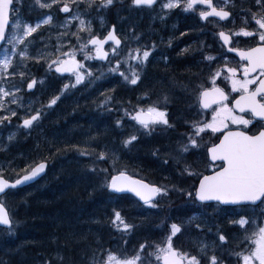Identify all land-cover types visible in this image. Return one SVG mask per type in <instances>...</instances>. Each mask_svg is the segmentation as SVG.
I'll return each instance as SVG.
<instances>
[{
    "label": "snow or ice",
    "instance_id": "snow-or-ice-1",
    "mask_svg": "<svg viewBox=\"0 0 264 264\" xmlns=\"http://www.w3.org/2000/svg\"><path fill=\"white\" fill-rule=\"evenodd\" d=\"M18 2L22 3V0H0V51H2L0 112L7 113L0 115V126L7 128L11 125L13 117L19 118L18 109L24 108V104L23 97L18 96L17 93L23 91V85L26 83L27 90L30 92L38 83L35 78H28L27 62L34 61L39 64L43 61L47 65L48 72L60 74L61 77L65 73L69 74V82L64 83L59 94L54 95L45 106L49 109L57 105L61 97L70 90L77 89L81 85L95 86L97 81L105 77L104 72L95 75L86 68L85 64L77 59L78 54L82 55L84 60L106 61L108 74L118 76L125 84L139 87L143 83L149 57L155 51L154 44L151 50L146 46L144 49L129 48L126 57L116 59L113 64L109 59L110 53L104 50V46L111 41L112 57L119 54L121 40L116 35L115 26L101 38L93 33L91 22L86 23L79 15L72 14L73 8L79 12L82 6L85 14L91 10L97 13L104 10L110 11L121 0H51L50 4L35 0L40 8L58 5L60 12L68 14L65 22L59 25L64 30L58 33L54 53L48 55L38 51L36 44L44 39L39 34L42 25H51L53 17L48 15L34 25L22 21L17 7ZM130 3L136 8H153L158 0H130ZM254 6L257 11L249 10L239 30H234L235 21L233 20L230 21L233 23V29L218 32V37L227 48V52L235 53L239 59L231 63L225 55L219 58L206 55L204 59L210 62L222 59V66L211 72L209 79L196 85L195 88L184 86L185 91L190 95L195 94L197 116L203 114L205 118L183 120L187 130L179 133L174 154L169 153L163 163L168 164L169 159H172L182 177L192 178L196 182L187 189L176 185L171 187L154 185L133 179L124 171L112 175L108 169H100V172L105 174L106 189L111 193H132L149 209H159L160 201L168 197L172 191L179 192L191 203H199L206 208L214 207L220 213L226 211L220 206L252 207L253 210L261 208V212L254 220L246 219L243 214L237 213L240 218L229 221L230 224L239 225L244 229V240L248 242L246 251L232 253L237 258V264H264V0H255ZM160 7L168 10L182 8L185 12L198 14L200 20L210 23L212 22L210 18H218L215 21L217 26L220 21H228L229 17L234 15L231 10L234 7L231 0H222L220 6L213 0H167L166 3H161ZM74 20H78L79 24L76 26L77 30L72 32L70 26ZM81 33H86L87 37H82ZM66 37H75L79 47L73 45L71 40L68 44H64L63 40ZM240 37L250 38L252 44L246 48L239 47L238 38ZM89 45L92 47L89 48ZM44 47L47 48L48 44L45 43ZM65 47L67 51H64ZM17 57L19 60L16 59ZM222 74L224 87L218 84ZM17 78H19V84L16 82ZM111 91L114 92L115 89ZM101 95L104 99L98 107L110 112L112 109L108 105L112 103L114 97L103 92ZM139 99L143 102L134 106L131 112L125 109V115L139 126L140 131L151 136L157 130H177V124L172 121L168 110L170 103L168 94L163 96L162 103L160 100L148 103L147 101H151V96L147 91ZM11 105H16L17 108H12ZM25 111L28 115L17 127L18 131L24 129L30 133L40 126L46 113L35 109L34 114H31V108H25ZM208 115L210 119L207 118ZM122 125V120L116 121V127H122ZM205 136L211 138L209 143L203 145L205 167L202 171H198L193 163L188 162V157L201 148ZM16 138L17 132H11L7 138L9 144ZM138 139L137 135H130L122 141V144L128 147ZM6 151V147L0 146V152ZM61 151L64 149L57 148V153ZM158 153L159 149L153 154ZM80 154L89 153L81 152ZM110 158L114 159L115 154L101 151L96 156L98 161H106ZM48 159L43 157L39 160H31L19 171L12 167L11 160L6 166L0 164V194L7 195V190L17 189L19 186L35 181L46 172ZM8 171L15 174L14 181L7 176ZM90 171L96 173L97 169L92 167ZM209 202H215V204ZM114 217L112 223L117 225L118 230L128 232L136 227L127 223L119 211L115 212ZM204 225L205 222L198 220L195 216L188 219V227L194 226L203 231ZM246 225L252 226L253 230L250 234L248 228H245ZM15 226L5 204L0 202V231L10 235ZM184 227L185 225L177 223L166 225L168 234L162 243L141 244L131 257L120 258L111 250L107 251L106 256L100 253L98 257L97 252L93 251L90 256L86 254L87 258L81 260L79 264H204L205 261L207 264H224V261L215 254V241H213L211 255L207 251L208 245L202 241L197 242L198 255L175 247L173 238L177 237V234H183ZM208 231L211 232L212 228L209 227ZM216 234L220 242H225L226 238L220 233L219 228ZM72 236L75 234L73 233ZM148 247H151L153 251L147 252ZM55 260L57 264H78L74 256L66 257L59 251ZM0 264H4V261L0 260Z\"/></svg>",
    "mask_w": 264,
    "mask_h": 264
},
{
    "label": "trees",
    "instance_id": "trees-1",
    "mask_svg": "<svg viewBox=\"0 0 264 264\" xmlns=\"http://www.w3.org/2000/svg\"><path fill=\"white\" fill-rule=\"evenodd\" d=\"M133 9L130 0H121L110 11H105V14L111 24L130 25ZM190 30L195 32L193 37L182 35L184 31ZM218 31L217 25L213 22L202 23L196 13H181L179 32L174 33L176 43L171 46L159 45L157 50L162 62L152 70L146 67L143 83L139 87L125 84L118 76L107 74L106 77L97 81L95 86L85 87L82 85L65 93L64 98L72 103L70 109H60L59 104L64 102L61 98L56 105V110L47 116L46 121H49L47 126L51 129L52 137L55 138V145L51 148H37V153L41 155V159L49 158L48 173L36 184L20 193L13 192L6 199L10 205L15 196L24 193V198L21 196L18 198L25 199L22 206L27 208L26 220L34 221V225L39 223L48 230L52 227L57 228V237L61 242L67 244L65 251L61 247V254L68 257L67 252L85 254L86 251H91V253L96 251L99 257L100 253L106 256L107 251L111 250L120 258L131 257L141 244L162 243L168 234L166 225L177 223L183 224L185 227L182 230L183 234L173 238L175 247L198 255L197 242L202 241L208 245L207 251L211 255L213 241H215V254L224 261V264H237V258L232 253L246 251L248 242L244 240V229L239 225L230 224L229 221L239 219L240 216L237 213L243 214L246 219L254 220L261 212V208L255 210L248 207L225 208L226 211L220 213L214 207L206 208L197 203H191L179 192L172 191L168 197L160 201L159 209H149L138 204L131 196H117L111 193L104 187L105 174L100 172V169H108L112 175H116L119 171H126L130 175L150 183H159L153 180L148 171V166L158 167L160 161H162L160 165H169L163 163L162 153L153 154L157 150L155 145L150 146L152 141L158 140V135L153 134L151 139H146L145 134L139 130L135 122L125 115V109L131 112L134 106L143 102L137 99V96L141 94V98L146 91L151 96V101H147L148 103L157 100L162 103V96L168 94L170 117L174 123H177V130L180 133L185 132L187 129L183 125V120L200 119L202 115L197 116L195 94L190 95L185 91L184 86L195 88L196 85L209 79L213 68L204 57L211 55L208 44L212 38L217 40ZM168 34L170 33L168 32ZM180 34L182 37H179ZM144 37L142 46H145L148 41V38ZM198 39L204 44V47L200 51L197 48L198 52H195V47L191 45ZM191 63H194L195 66H192ZM196 63H199L198 66ZM160 73L162 74L161 86L156 83L149 84L151 80L155 82L160 79ZM197 81L199 84H196ZM175 85L180 90L172 89ZM111 89H115V91L112 92ZM102 92L114 97L112 103L108 105L112 109L110 112L98 107L104 99V96L101 95ZM136 93H138L137 96ZM178 95L180 96L177 97ZM182 95L183 99H180ZM188 96H191L189 101ZM188 103H192L190 104L193 106L192 109ZM117 120L123 121L122 127H116ZM111 133H115V137ZM163 133L169 142L172 130L163 131ZM130 135H137L139 139L132 145L124 147L122 141ZM141 137L147 141H142V143L145 142L140 153L142 158L136 159L140 162H135V158L132 159L134 155L130 158L131 152H137V148L141 144ZM146 142H150L149 146ZM26 145L24 142H20L18 147L22 158L27 156L28 151L33 153L30 149L32 147H25ZM57 148L64 149V151L57 153ZM161 149L162 147L159 150ZM101 151L114 153L115 158L106 161L96 160L97 154ZM118 151L126 155H120ZM81 152L89 154L81 155ZM138 165L143 171L134 169V166ZM92 167L97 169L96 173L90 171ZM196 170L200 171L198 168ZM10 178L15 179L16 176ZM182 178L186 179V182L189 180L193 183L196 182L192 178ZM181 185L184 187L186 184ZM171 186L169 185V187ZM171 199L173 200L171 201ZM12 205L14 206L15 202ZM19 211V208L15 209L16 217ZM116 211L121 213L127 223L136 227L128 232L118 230L117 225L112 223ZM195 215L207 223L204 225L203 231H199L194 226H187L189 217ZM209 227L212 228L211 232L208 231ZM217 228L225 236V242L219 241L216 234ZM245 228H248L249 234L253 230L249 225H246ZM31 229L25 226L20 227L17 224L16 231L10 235L0 231V260L4 261V264H21L23 256L24 262H26L25 259L29 261L28 264H46V262L57 264L35 246L36 241L38 242L36 236L39 234L33 231V228ZM189 229L192 238L182 243ZM73 233L75 236H72ZM50 234L56 240V236ZM11 237L13 239L8 241ZM81 237H86V239H81ZM179 238L182 239L177 241ZM146 251L151 252L153 249L148 247ZM54 255L56 256L52 253V256ZM84 256L86 257V255ZM204 264L207 262L205 261Z\"/></svg>",
    "mask_w": 264,
    "mask_h": 264
},
{
    "label": "rangeland",
    "instance_id": "rangeland-1",
    "mask_svg": "<svg viewBox=\"0 0 264 264\" xmlns=\"http://www.w3.org/2000/svg\"><path fill=\"white\" fill-rule=\"evenodd\" d=\"M215 1H217L218 6H220L222 3V0H215ZM42 2L50 4L51 0H42ZM166 2H167V0H163V2H161V3H166ZM231 2L234 5V7H232L231 10H232V12L236 13L231 21H233V20L235 21V29L234 30H239V27L243 26L244 17H246L249 10L256 11V9H255L256 7L254 6L255 0H231ZM17 7L19 10V15H20L21 20L26 21L28 23H31L33 25L37 21H41V20L45 19L48 15H51L53 17V21H52L51 25H42L41 29L39 30V34L42 35L44 37V39L39 41L36 44V49L38 51H43V52H45L46 55L53 54L54 53V46L57 44L58 33L64 30V29L60 28L59 25L65 22V18L67 15L63 16V18H61L60 14H59V6L58 5H52L51 8H40L39 5H37L35 3V0H22V3L21 2L17 3ZM180 9H182V8H180ZM176 10H178V9H172V10L162 9L160 7V5L158 7H156L151 12H144L142 10L141 12H139V13H141L140 14V20L137 19L138 21H140L139 22L140 24H138V25H141L144 22L146 15L150 16L149 22L159 21L161 23H164L172 16V13ZM105 11H107V10H104L101 13H97L95 10H91L89 13L85 14L83 11V6H82L79 12H77L76 9L74 8V11L72 14L73 15H79L81 19H84L86 21V23L91 22V28L93 30V33L96 35L102 36L105 34V32L109 31V27L111 26V22L107 19ZM179 12H185V11H183V9H182V10H179ZM188 13H191V12H188ZM13 15H16V13H13ZM131 16H132L131 17L132 20L137 18L136 16H133V15H131ZM162 17H163V19H162ZM78 24H79L78 20L72 21V25L70 26L72 32H75L77 30L76 26ZM137 27H138L137 25H135V27H134L131 24L130 25H120L118 27H115L118 34L122 38L124 37L125 44H124V47L121 50H119V54L116 57L111 58V61L113 64H115L116 59L125 58L126 53H127L129 48L135 49L136 48V46H135L136 42L143 41V37L137 35V30L135 29ZM225 28H226V31H228L229 29H233V23L232 22L227 23ZM164 30H166V29H164ZM185 34H186V36H189V37L192 36L193 37L195 35V32H193L191 30L190 31H184L183 35H185ZM34 35H37V34H34ZM80 35L82 37H85V38L87 37L86 33H81ZM49 37H51V39H49ZM137 37H139L138 40H137ZM69 38H72V37H69ZM199 40L200 39L196 40L197 42H195L191 45V46L195 47L194 48L195 52L196 51L198 52V49H199V51L202 50L204 47V44L202 42H200ZM164 41H166V42H164ZM67 42L68 41H67V37H66V38H64L63 43L68 44ZM162 42L164 43V45H168L171 43V40L170 39L167 40V38H164V39H162ZM217 42L218 41H216L215 39L212 38V40L209 42L208 46L214 47V46H216ZM45 43L48 44L47 48L44 47ZM201 43H202V45H201ZM147 45H150V44H147ZM75 46L79 47L77 44ZM89 48H91V47L89 46ZM148 49L151 50V46H149ZM67 50H68L67 47H65L64 51H67ZM93 54H94V52H93ZM155 54H156V52H155ZM0 58H2V51H0ZM16 59L19 60V57H17ZM77 59L84 61L86 68H89L95 75H99L101 72H104L105 77L107 76V74H108L107 65L104 67V66H100L99 64H96L95 60H84L83 56L80 54L77 55ZM151 59H152V56L149 57V63L150 64H149L148 68L153 64L150 68L152 70L153 67L159 66L161 62L158 60H153L150 62ZM196 62H199V60H196ZM230 62H232V61H230ZM27 63L29 65V67H28V78H35L38 81V83H37L36 87L34 89H32L30 92L27 90L26 83L23 85V91L20 93H17L18 96L23 97V104H24V108L18 109V117L19 118L13 117L11 125L8 126L7 128L0 126V146L6 147L8 152L11 151L8 154L0 152V164H4L5 166L7 165L6 161H2V159H4V158L13 159L16 161V164L15 165L12 164V167L15 168L17 171H19V169L21 167H23L25 163L30 162L31 160L41 159V155L37 153V150H38L37 146H36L37 144L33 145V147L30 148V149H32L33 153H29V151H28V153H26L27 156H23V158H22V156H20L21 153L18 150V145L20 144V142H24V145H26L27 141H30L32 138H34V136H39V138H42L40 141H42V140H44L43 135L51 134V129H49V127L47 126L49 121L48 122L46 120L44 121V118L47 117L48 115H50L53 112V109L46 108L45 106L47 105L48 101L50 100V96H48L46 98L47 91L53 85V83L56 79H54L53 75L51 74L52 79L50 80V78L45 75V74H49V73H48V71H45L44 68L42 69V71L38 72V69L33 67L31 62H27ZM41 63H44V62L41 61ZM210 63H211L210 64L211 67L212 66L215 68L219 67L218 65L215 64V62H213V65H212V62H210ZM191 64H192V66H195L194 63H191ZM196 64L198 66L199 63H196ZM193 68H195V67H193ZM161 75L162 74L160 73V79H158L155 82H153L151 80L149 82V84L156 83V85L161 86V84H162ZM222 76H223V74H222ZM223 78H224V76H223ZM73 80H74V78H73ZM39 81H43V83H39ZM16 82H17V84H19V78H17ZM196 84H199V82L197 81ZM78 87H80V86H78ZM165 89H166V87H165ZM172 89L180 90L177 87V85H175ZM137 95H138V93H136V96ZM160 95L162 96V94H160ZM51 96L53 97V95H51ZM140 96H141V94L137 96V99H139ZM179 96L180 95H178L177 97H179ZM190 97L191 96H188V101H189ZM162 98H163V96H162ZM180 99H183V95L180 97ZM190 104H192V103H188V106H190ZM7 106L8 105H6V107ZM11 107L17 108L16 105H11ZM25 108H31L32 109L31 114H34L35 109H40L46 113L40 122V126L34 128L30 133L24 129H20L18 131V127H17L18 125L22 124L23 118H26V116L28 115V113L25 111ZM61 108L62 107H60V109ZM192 108H193V106L191 105L190 109H192ZM6 114L7 113L0 112V115H6ZM201 115L202 116H200V119H204L205 118L204 115L203 114H201ZM207 118L210 119V115H208ZM11 132H17V138L14 142L9 144L7 138ZM179 133H180L179 130L172 131L171 137L169 138V142H168L163 131L157 130L153 134L158 135V140L152 141L151 144H150V142L149 143L146 142V144H147V146H149V144H150V146L155 145L154 147L157 149H160L162 147V149L159 150V153L163 154L162 155L163 156L162 160H163V159L168 158L169 153L174 154V149L176 146L175 142L179 138ZM151 136L145 135V138L149 140V139H151ZM20 137H22V139H20ZM145 138L141 137L140 143H142L143 140H146ZM210 138H211L210 136H205L204 141L202 142L201 148L195 154L190 155L188 157V162L193 163L195 165L196 169L198 168L200 171H202L205 167L203 145L209 143ZM24 139H25V141H24ZM27 146H29V145H26L25 147H27ZM21 162L23 165L21 164ZM161 163H162V161H160V163H158L159 164L158 167L148 166V168H149L148 171H149L151 177H153V180L159 182L158 184H155V185H165V186L176 185V186L182 187L181 184H186L187 186L185 185L183 188L187 189L193 184L192 181L189 180L188 182H186L185 181L186 179L184 180V178L181 177V175L178 171V167L173 162L172 159H169V162H168L169 165H167V166L160 165ZM155 164H157V163L155 162ZM134 169L143 171V169L139 165L134 166ZM124 172L127 173L126 171H124ZM127 174L129 176H131L132 178H136V177L130 175L129 173H127ZM164 174H166V175H164ZM14 175L15 174L12 173L11 171L7 172V176L9 178L11 176H14ZM164 177H165V179H164ZM10 179H12V178H10ZM145 181H147V180H145ZM147 182H149V181H147ZM166 182H168V183H166ZM172 200L173 199H171V201ZM168 202H169V200H168ZM3 203L8 208L7 199H3ZM195 217H197L198 220H201L198 215H195ZM205 224H207V223L205 222ZM233 234H234V232H233ZM186 235H188V236H190V238H192L190 229L187 231Z\"/></svg>",
    "mask_w": 264,
    "mask_h": 264
},
{
    "label": "bare ground",
    "instance_id": "bare-ground-1",
    "mask_svg": "<svg viewBox=\"0 0 264 264\" xmlns=\"http://www.w3.org/2000/svg\"><path fill=\"white\" fill-rule=\"evenodd\" d=\"M150 19V16L149 15H146L145 17V21L149 20ZM142 32L144 34H147V35H151L153 34V30L151 29V27L149 26H146L143 28ZM71 43L73 45H76V40H75V37L72 38L71 40ZM32 66L35 67L36 69H38V72L42 71V69L44 68L45 71H47V65L44 64V63H35L34 61L31 62ZM153 65V64H152ZM151 65V66H152ZM149 64H147V68H148ZM151 66L149 68H151ZM49 74H45L46 76H48L50 78V80L52 79V75L54 77V79L57 80V74H53L51 72H48ZM149 73V72H148ZM52 74V75H51ZM183 80V79H182ZM63 86L59 85L58 83V86L56 88L55 85H52L48 91H47V95H46V98L48 96H50V99L52 98L51 95H56V94H59V91L60 89L62 88ZM64 102H61V104H59L62 108L61 109H66V110H69L70 107L72 106L71 102H69L68 99L64 98V96H62ZM60 111V110H59ZM112 134V133H111ZM44 136V140L40 141L42 138H39V136H34V138H32L30 141H27V145L33 147V145H36L37 144V148H41V147H52L55 145V138L52 137V135L48 134V135H43ZM113 137H115V133L112 134ZM20 139H22V137H20ZM145 142L144 143H141L140 146L137 148V152L136 151H132L131 152V157L134 155V157L132 158L134 160L135 158V162H140L139 160H136V159H141L142 156H141V151L143 150V146H144ZM11 151H6V152H3L5 154H8L10 153ZM120 155H126L125 153L121 152V151H118ZM125 157H129V156H125ZM9 160L13 161V165L16 164V161L13 160V159H2V161H6L8 162ZM47 175V173L43 176V178ZM42 178V179H43ZM37 183V182H36ZM35 183V184H36ZM34 185V184H33ZM28 186H25V187H21L19 189H15L13 190L11 193H8L7 195H5L4 199H6L10 194H12L13 192H22L23 190L27 189ZM23 197L24 198V193H21V195L19 196H15V198H13L11 204L9 205L8 203V211H9V214L10 216L12 217L13 219V222L14 224L16 225L13 229V232L16 231V227H17V224L18 226H25V227H28L29 229L33 228V231H35L36 233H38L39 235L36 236V240H38V242L36 241V244L35 246H37L39 249H40V252L41 253H45L46 257L49 258L51 261H56L55 260V255L52 256V253L54 254H57V252H61V247L64 249V251L66 250L65 247H67V244L66 243H63L61 242L60 238H58V233H57V228L55 227H52L50 230H48L47 228H43L42 225H39V223H35L34 225V221H31V220H26L27 218V214H26V206H22L23 203L25 202V199H21V198H18V197ZM136 201L138 204H140L141 206H144L137 197H135ZM15 202V205L13 206L12 203ZM20 205V207H19ZM146 207V206H144ZM16 208H19V212L17 213V217L15 216V209ZM31 227V228H30ZM32 230V229H31ZM12 232V233H13ZM52 233L53 235H55V239H53L52 235L50 234ZM179 234H177L178 236ZM175 238V237H174ZM11 239H13L12 237L9 238L8 241H10ZM182 238H179L177 241L181 240ZM188 239H191L190 236L186 235L183 240H182V243L187 241ZM41 240V242H40ZM68 253V257H71V256H74L79 264V262L81 260H84L87 258V256L91 255V251H86V253L84 254H81V253H74V252H67ZM87 256L85 257L84 255ZM29 258V257H28ZM26 262H24V256L22 257L21 259V264H28V260L25 259ZM19 261V260H17Z\"/></svg>",
    "mask_w": 264,
    "mask_h": 264
},
{
    "label": "flooded vegetation",
    "instance_id": "flooded-vegetation-1",
    "mask_svg": "<svg viewBox=\"0 0 264 264\" xmlns=\"http://www.w3.org/2000/svg\"><path fill=\"white\" fill-rule=\"evenodd\" d=\"M238 39H239V44H238L239 47L246 48L252 44V40L250 38L240 37ZM222 55H225L229 61H232L231 63H235L236 59L234 57H231L226 50L223 49L221 54H217L216 57L219 58ZM215 64L220 67L223 64V60L217 59ZM68 82H69L68 78H63V77L57 78V83H59V85H61V86H63L64 83H68ZM218 84H220L221 87L225 86L223 76H221L220 79L218 80ZM229 91H230V89H229ZM232 95H235V94H232Z\"/></svg>",
    "mask_w": 264,
    "mask_h": 264
},
{
    "label": "water",
    "instance_id": "water-1",
    "mask_svg": "<svg viewBox=\"0 0 264 264\" xmlns=\"http://www.w3.org/2000/svg\"><path fill=\"white\" fill-rule=\"evenodd\" d=\"M215 19H218V18H215ZM229 19H230V17H229ZM221 22H226V21H221ZM111 29H112V28H111ZM117 37H118V36H117ZM118 38H119V37H118ZM221 42H222V41H221ZM110 43H112V42L109 41L108 44H110ZM222 43H223V42H222ZM108 44H106V45L104 46V50H105V51H107V50H106V47H107ZM121 45H122V41H121ZM121 45H120V46H121ZM234 54H235V53H234ZM235 55H236V54H235ZM98 61H100V60H98ZM100 62L105 63L106 61H100ZM58 75H60V74H58ZM63 75H69V74L65 73V74H63ZM46 171H47V169H46ZM45 174H46V172L43 173V174H41L40 177H37V179H36L35 181H32V182H29V183H27V184H25V185L19 186L17 189L35 183L37 180H39V179H40L41 177H43ZM137 180H138V179H137ZM145 183H147V182H145ZM12 190H15V189H12ZM7 191H9V190H7ZM115 194H118V195H122V194H131V195L135 196V195L132 194V193H115ZM0 196H2V194H0ZM135 197H136V196H135ZM137 198H138V197H137ZM138 199H139V198H138ZM140 202L143 204L142 201H140ZM209 203H215V202H209ZM228 207H235V206H228Z\"/></svg>",
    "mask_w": 264,
    "mask_h": 264
}]
</instances>
